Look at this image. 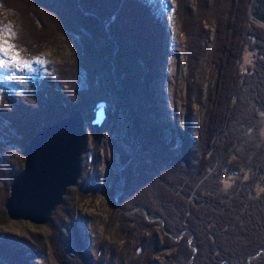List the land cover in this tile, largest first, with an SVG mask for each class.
Returning <instances> with one entry per match:
<instances>
[{
  "label": "trees",
  "instance_id": "obj_1",
  "mask_svg": "<svg viewBox=\"0 0 264 264\" xmlns=\"http://www.w3.org/2000/svg\"><path fill=\"white\" fill-rule=\"evenodd\" d=\"M173 1L175 6L169 10L168 5L161 7V0H33L35 7L57 11L66 31L81 35V57H77V62L89 74L90 90L95 76L103 71L111 75L116 85L117 79L124 81L121 94L134 120L130 101L142 103L143 118L144 107L150 104L151 78L163 59L161 44L166 28L156 25L155 19L160 21L163 11L172 20L176 18L180 0ZM204 2L202 7L206 10L209 3ZM218 2L219 10H213L214 44L207 50L209 63L216 72L215 87L208 96L202 126L196 127L188 120L185 130L177 132L178 138L172 130L164 138V125H154L147 117L146 129L136 127L135 146L140 148H135L137 152L129 166L117 177L123 181L122 195L117 200L121 210L141 206L148 217L164 221L161 236L164 241L159 242L154 233L150 241L137 237L149 252L142 264H153V255L163 248H177L168 264H221L222 261L247 264L249 257L264 250V191L249 198L247 183L227 191L221 183L233 175L264 177V28L249 21L251 0ZM0 8L6 9L2 0ZM202 17L206 13L201 16L204 20ZM11 29L19 37L16 25H11ZM188 32L189 51L198 62L207 40L201 20H194ZM246 52L251 55L252 63L241 67L239 63ZM102 54L108 57L103 65L96 62V57L102 62ZM27 79L26 90H5L6 98L0 101V184H4L5 171L11 174L10 180L19 173L16 166L20 163L11 162L12 155L1 140L8 131L18 133L11 110L15 107L23 113L24 103L28 99L36 100L49 82L40 70L28 74ZM92 105L95 107V102ZM75 110L81 111L74 106L69 112ZM48 115L41 129L68 116ZM85 184L81 185L84 194L102 192L99 178L93 179L88 188ZM119 190L105 192L112 200L113 211H120L113 202ZM115 217L130 236L148 232L155 225L140 211L131 216L118 213ZM71 218L69 222L61 221L58 227L51 220V228L58 231L49 242L37 246L25 238L0 232V264H36L37 261L50 264V256L54 255L58 256V264H78L69 259L77 252L81 254L82 264H98L86 251L88 237L82 234V223ZM66 231H73L75 237L66 236ZM180 236L178 243L172 241ZM191 236L196 253L189 243ZM251 264H264V254Z\"/></svg>",
  "mask_w": 264,
  "mask_h": 264
},
{
  "label": "rangeland",
  "instance_id": "obj_2",
  "mask_svg": "<svg viewBox=\"0 0 264 264\" xmlns=\"http://www.w3.org/2000/svg\"><path fill=\"white\" fill-rule=\"evenodd\" d=\"M2 1L6 9L0 8V25H16L19 37L16 31L13 32L11 29L15 33L11 43L16 45L26 59L42 58L44 64L34 65L32 72L40 70L49 81L42 90L43 93L37 96L36 100L28 99L24 103L26 105L23 113L15 107L11 110L18 133L8 131L1 139L3 146L12 155L11 162L16 165L20 163L16 166L17 172L23 169L24 146L43 127L48 113L52 116L56 114L62 117L68 115L74 106L81 109L85 118L87 137L86 147L81 157V177L76 187L68 189L63 203L54 211L51 220L55 227H58L61 221L69 222V216L72 217L71 220L81 222L82 234L84 237H88L85 239L86 251L92 255L94 263L142 264L144 256L149 252L145 251L144 242L140 243L137 237H143L145 241H150L154 233L159 242L164 241L161 237L164 226L161 222L162 219L155 221L147 219L148 222L155 223L151 230L142 231L140 235L130 236L126 231L127 228L114 218L118 213L131 216L140 210L126 213L118 208L120 211H113L112 200L105 192L109 193V191L118 188L120 189L119 197L122 195L123 181L117 180V177L124 168L129 166L132 157L137 152L135 148H140L135 146L138 144L136 143L138 137L136 127L142 129L145 127L146 129L144 122L147 121V117L153 120L154 125H164L166 130L163 134L164 138L169 136L171 130L175 132V138H178L177 132L185 130L188 120L196 127L202 126L208 96L215 87L216 72L209 63L207 50H210L214 44L215 26L213 23L216 14L213 10H219L220 2L216 4V0H208L209 8L205 10L202 7L205 3L204 0H180L176 18L172 20L171 16L163 11L161 23L155 19V22H158L156 25L166 28V34L161 44L163 59L151 78L149 88L151 90L149 97L151 98L148 102L150 104H146L144 107L143 118L140 116L142 103H138V100L135 103L134 99L132 102L130 101L136 116V120H134L130 108L126 106L121 94V88L124 90V81L117 79L119 81L116 85L111 75L107 71H103L100 75L95 76V83L93 82L90 90L89 74L83 71L79 66L80 62H77V57L80 56L79 50L82 49V37L76 32L72 33L64 29L66 25L61 21L62 18L59 17L57 11L35 7L33 0ZM167 5L170 10L175 6V2L168 0ZM204 12L206 17H202L204 18L202 20L201 16L205 14ZM194 20H201L203 34L207 37L204 42L205 47H203L205 51L203 52L202 49L198 62H195L193 52L189 51L191 41L188 37L189 32L187 34ZM74 29L76 31V27ZM71 59H75V61L72 62ZM96 59V62L102 65L108 62L107 55H103L102 62L99 57ZM251 63L252 57L246 52L239 65L244 67ZM48 66H50V71H47ZM105 68L107 70V67ZM28 74L17 73L10 76L8 80H5L3 74H0V101L2 98H6L3 94L5 90L17 92L26 90ZM74 84L76 87L73 86ZM125 91L128 94V91ZM93 102H95V107L103 102L107 109L106 120L99 131H94L91 128L93 109H95L92 105ZM70 104L71 106H68ZM194 136L197 140V135ZM10 176L11 174L5 171L4 184H0V232L17 238H25L34 246L49 242V238L58 231L51 228V221L47 225H35L29 221H15L8 217L4 204L9 196L10 183L13 180H10ZM95 178H99V190L102 192L84 194L82 183H86L85 186L88 188ZM263 178L255 177L253 179L247 175L244 177L233 175L222 179V189L224 191L235 187L239 189L242 184L247 183L249 198H255L264 191ZM93 194L95 195L93 196ZM118 198L115 197L113 202L115 203ZM140 212L144 214L143 211ZM64 233L68 237H75L73 231ZM180 239L181 236L173 238L172 241L178 243ZM189 243L192 248V236ZM49 248L51 251L50 245ZM176 250L177 248L172 250L163 248L159 253L153 255V264H168ZM263 254L258 258H261ZM80 256V252H77L69 259L82 264ZM50 258V264H58L56 262L58 256L54 255ZM40 263L41 261L36 262V264ZM221 264H227V262L222 261Z\"/></svg>",
  "mask_w": 264,
  "mask_h": 264
},
{
  "label": "water",
  "instance_id": "obj_3",
  "mask_svg": "<svg viewBox=\"0 0 264 264\" xmlns=\"http://www.w3.org/2000/svg\"><path fill=\"white\" fill-rule=\"evenodd\" d=\"M249 21L264 28V0H251L248 9ZM107 116L105 104L99 103L93 111L91 128L99 131ZM87 143L85 118L80 110L41 129L24 146L23 169L10 183L5 210L11 220L29 221L35 225H47L54 211L63 203L69 188L76 187L81 177V157ZM119 197V194L116 198ZM117 208L120 206L115 201ZM143 211L144 207L133 210ZM162 225L164 221L161 220ZM194 253L197 249L192 246ZM264 253L261 249L249 257L248 264Z\"/></svg>",
  "mask_w": 264,
  "mask_h": 264
},
{
  "label": "snow or ice",
  "instance_id": "obj_4",
  "mask_svg": "<svg viewBox=\"0 0 264 264\" xmlns=\"http://www.w3.org/2000/svg\"><path fill=\"white\" fill-rule=\"evenodd\" d=\"M161 7H167L166 0H161ZM15 35L11 31V25H0V74L8 80L17 73H31L34 65L44 64L42 58H24L16 45L11 43Z\"/></svg>",
  "mask_w": 264,
  "mask_h": 264
}]
</instances>
